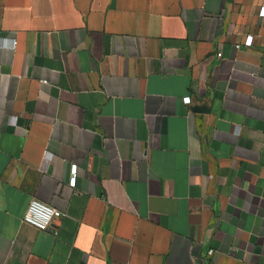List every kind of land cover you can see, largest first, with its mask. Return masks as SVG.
Listing matches in <instances>:
<instances>
[{
	"label": "crops",
	"instance_id": "obj_1",
	"mask_svg": "<svg viewBox=\"0 0 264 264\" xmlns=\"http://www.w3.org/2000/svg\"><path fill=\"white\" fill-rule=\"evenodd\" d=\"M0 264H264V0H0Z\"/></svg>",
	"mask_w": 264,
	"mask_h": 264
},
{
	"label": "built area",
	"instance_id": "obj_2",
	"mask_svg": "<svg viewBox=\"0 0 264 264\" xmlns=\"http://www.w3.org/2000/svg\"><path fill=\"white\" fill-rule=\"evenodd\" d=\"M10 40L12 46H16L17 40L15 38H12ZM185 102L190 103L191 97H186ZM76 173L77 168L75 166L73 168V177L71 179L72 185H74L76 182ZM63 215L64 212L61 209L53 205L44 203L43 201L37 198H34L31 200L28 209L24 215V221L28 224L35 226L40 230H47L56 219L61 218Z\"/></svg>",
	"mask_w": 264,
	"mask_h": 264
}]
</instances>
